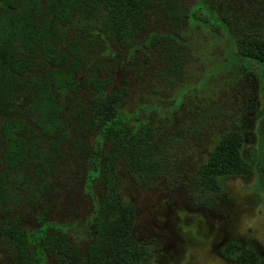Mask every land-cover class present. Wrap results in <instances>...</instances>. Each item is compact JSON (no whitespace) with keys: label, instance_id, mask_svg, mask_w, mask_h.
<instances>
[{"label":"trees","instance_id":"obj_1","mask_svg":"<svg viewBox=\"0 0 264 264\" xmlns=\"http://www.w3.org/2000/svg\"><path fill=\"white\" fill-rule=\"evenodd\" d=\"M156 9L168 27L129 44L171 85L162 105L154 95L155 103L144 99L129 109L126 80L109 91L108 79L96 77L87 80L94 94L74 103L85 45L77 39L64 44L62 29L74 21L106 19L104 25H117L119 33L122 25L127 37L146 31L150 11ZM233 17L225 2L214 0H0V248L12 251L16 264H48L49 257L54 264H142L149 258L148 248L132 236L135 211L122 200L116 170L150 174L161 167L162 145L153 141L150 127L153 115L165 117L175 110L187 113L190 125L196 120L192 108L177 109L194 89L185 79L191 48L186 29L221 30L220 40L230 42L229 59L254 62L264 90V39L234 38ZM132 64L139 68L141 63ZM191 129L185 133L192 134ZM87 134L96 135L95 146L84 141ZM102 143L108 149L101 151ZM242 147L235 132L225 135L204 165L201 183L217 191L216 178L245 170L249 163ZM68 158L77 165V178L91 201L86 225L93 235L80 248L70 241L71 230L52 219L49 206L56 180L71 167ZM27 206L37 208L30 229L13 217Z\"/></svg>","mask_w":264,"mask_h":264},{"label":"rangeland","instance_id":"obj_2","mask_svg":"<svg viewBox=\"0 0 264 264\" xmlns=\"http://www.w3.org/2000/svg\"><path fill=\"white\" fill-rule=\"evenodd\" d=\"M214 1L225 2L226 10L233 14L234 38L264 39V0ZM105 21L79 20L62 29L64 44L77 39L85 45V64L76 75L74 103L94 94L87 80L96 77L108 79L109 91H115L126 80L129 109L136 108L144 99L155 103L156 97L159 106L168 98L171 85L159 78L152 63H144V55L129 43L141 41L148 31L167 28V20L158 9L150 11L146 31L131 32L127 37L123 35L122 25L119 33L117 25L106 26ZM251 21L263 24L254 25ZM222 36L221 30L212 33L204 28L186 29L184 33L191 45L185 79L194 89L177 109L192 108L196 120L190 125L187 113L175 114V110L165 112V117L152 114L155 118H150L153 141L159 142L163 149L161 167L150 174L125 167L116 170L122 200L135 211L132 236L150 251L142 264H227L223 250L226 241L232 236H242L248 224L263 225L264 166L260 163L264 158L261 149L264 90L262 84L257 87L254 83L262 81L263 75L254 62L229 59L230 42L223 43ZM133 61L140 62V67L133 66ZM212 68L217 72L210 75L205 86L196 89ZM68 94L73 96L72 92ZM72 123L70 119L68 125ZM189 128L192 134L185 133ZM229 132H235L242 139V155L251 167L246 164L245 170L216 178L217 191L211 190L201 183L202 169ZM84 141L95 146L96 135L87 134ZM106 149L107 144L102 143L100 150ZM68 164L71 167L60 173L54 184L49 206L52 219L71 230L70 241L80 248L93 235L86 225L91 201L77 178V165L70 158ZM36 211L37 208L27 206L13 217L23 228L30 229L36 224ZM13 257L12 251L0 248V264H16ZM48 264H54L50 257Z\"/></svg>","mask_w":264,"mask_h":264},{"label":"flooded vegetation","instance_id":"obj_3","mask_svg":"<svg viewBox=\"0 0 264 264\" xmlns=\"http://www.w3.org/2000/svg\"><path fill=\"white\" fill-rule=\"evenodd\" d=\"M254 83L259 87V82ZM258 141L260 143V139ZM223 250L227 264H264V222L260 227L248 224L245 233L242 236L229 238L226 241V249ZM213 252L217 255L216 249Z\"/></svg>","mask_w":264,"mask_h":264}]
</instances>
